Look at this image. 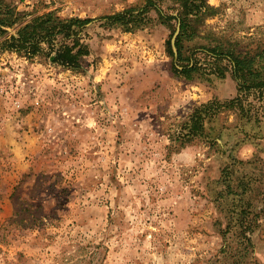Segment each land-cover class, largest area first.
I'll list each match as a JSON object with an SVG mask.
<instances>
[{"label":"rangeland","instance_id":"obj_1","mask_svg":"<svg viewBox=\"0 0 264 264\" xmlns=\"http://www.w3.org/2000/svg\"><path fill=\"white\" fill-rule=\"evenodd\" d=\"M8 1L28 18L56 11L95 21L85 30L91 53L81 70L0 47V264H211L224 243L215 198L228 173L253 177L250 199L263 211L254 257L264 264L257 92L244 93L247 108L254 103L252 142L238 143L236 126L248 116L222 109L212 141L182 145L197 106L238 94L231 70L177 77L167 50L173 31L155 9L151 22L130 30L98 20L146 0ZM156 1L178 14V0ZM207 1L214 14L188 43L200 65L208 66L200 50L207 45H264V0Z\"/></svg>","mask_w":264,"mask_h":264},{"label":"trees","instance_id":"obj_2","mask_svg":"<svg viewBox=\"0 0 264 264\" xmlns=\"http://www.w3.org/2000/svg\"><path fill=\"white\" fill-rule=\"evenodd\" d=\"M177 2L179 11L176 15L166 13L161 3L156 0H146L142 5L100 16L98 20L104 26H124L130 30L151 22L153 18L148 13L155 9L159 14V20L170 26L173 31L167 40V50L172 56V71L177 77L194 79L197 74L199 76L216 74L224 77L228 70L232 71L238 84V94L226 101L215 99L197 106L182 126L179 136L182 137V145L198 136H204L208 141H212L214 136L211 124L224 109H237L242 117L248 116L243 124L236 126L237 132L242 134L238 143L252 142L256 133L249 130L246 124L252 120L249 113L252 112L254 103L251 102L247 108L245 95L249 91L257 92L256 98L259 101L264 100V45L246 51L223 43L204 46L205 49L200 50L211 67L207 69L208 66L199 64V59L188 43L201 36L199 26L204 19L214 14L215 8L207 0ZM135 9L138 12H135ZM29 14L21 11L13 2L0 0V47L17 51L28 58L44 55L65 67L83 69L84 58L91 53L85 30L95 18L62 17L56 11L28 18ZM173 20L180 22V31L174 43L177 54L172 41L176 32ZM233 159L238 164L243 163L242 159L236 157ZM223 180L226 187L218 192L215 201L219 203V208L222 207L221 213H224L223 219L216 222L224 243L211 264H258L254 257L256 246L252 235L259 227L263 211L262 209L259 212L254 211L250 199L253 177L243 176L235 180L228 173Z\"/></svg>","mask_w":264,"mask_h":264},{"label":"water","instance_id":"obj_3","mask_svg":"<svg viewBox=\"0 0 264 264\" xmlns=\"http://www.w3.org/2000/svg\"><path fill=\"white\" fill-rule=\"evenodd\" d=\"M179 31H180V23H179V25H178V28H177V31H176V33H175V36L173 37V48H174V51H175V53L177 54V48H176V46H175V40H176V35L179 33Z\"/></svg>","mask_w":264,"mask_h":264}]
</instances>
